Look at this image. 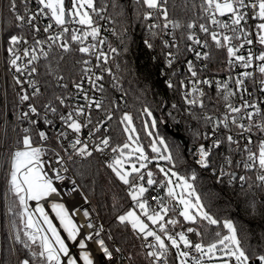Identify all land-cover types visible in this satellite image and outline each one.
<instances>
[{"label": "snow or ice", "instance_id": "obj_1", "mask_svg": "<svg viewBox=\"0 0 264 264\" xmlns=\"http://www.w3.org/2000/svg\"><path fill=\"white\" fill-rule=\"evenodd\" d=\"M35 4L33 8L32 0H8L7 11L18 31L9 32L0 42L18 89L17 103L4 118L14 115L22 132L15 147L9 148L6 141L0 146L9 161L5 179L13 199L8 212L24 224L22 235L18 229L14 232L16 243L27 250L23 258L18 257V264H121L125 253L115 246L110 230L95 223L87 209L70 210L63 202L50 199L61 197L56 182L69 180L73 158L94 153L105 157L104 166L132 202L117 220L130 226L141 241L147 264H264V248L247 246L232 219L217 217L205 205L194 183L196 173L177 170L165 139L153 131L159 122L150 107L140 109V119L154 156L141 143L129 112L119 118L122 142L113 143L111 136L104 135L119 108L109 89L126 95L123 80L132 71L123 59L129 52L128 28H122L123 36L115 28L108 29L123 47L113 46L102 33L100 21L115 23L105 15L108 5L98 6L97 0H35ZM134 4L144 32L143 46L155 53L153 60L161 59L170 70L164 83L180 95L182 105L171 108L211 127L210 132L193 133L205 141L193 153L195 164L210 171L217 183L246 185V192L264 191V0H198L195 17L187 21L170 17L169 0H134ZM111 7L119 5L113 0ZM41 18L47 21L43 27ZM212 45L226 54L230 74L224 80L205 76L207 63H195L210 60L211 52L206 49ZM73 51L79 54L80 69L69 91L59 63L54 65L52 60L53 56L62 60L64 53ZM187 54L193 58L187 59ZM41 61L45 74L54 77L58 92L42 90L37 79ZM236 68L242 71L233 76ZM161 75L166 74L162 71ZM249 83L254 91L249 90ZM53 138L56 147L47 146ZM153 164L155 170L150 167ZM69 182L72 192L81 191L74 179ZM83 199L88 202L86 195ZM45 200L59 228L40 203ZM30 201L36 202L34 209ZM246 203L251 215L264 216V207L258 208L255 199ZM259 204L264 205V196ZM81 212L84 222L78 223L75 216ZM207 226L216 230L209 233ZM90 245L100 253L99 260ZM126 258L133 260L132 255Z\"/></svg>", "mask_w": 264, "mask_h": 264}, {"label": "trees", "instance_id": "obj_2", "mask_svg": "<svg viewBox=\"0 0 264 264\" xmlns=\"http://www.w3.org/2000/svg\"><path fill=\"white\" fill-rule=\"evenodd\" d=\"M115 2L119 7L113 9L111 7L113 0H97L98 6L108 5V11L105 15L110 16L115 21L112 28L121 33V36H123L122 28H128L129 52L123 59L127 61L132 71L127 73L123 80L126 95L122 96L119 91L109 89L112 102L114 98H117L116 104L119 105V108L115 111L114 118L109 123L108 136L112 137L113 143L122 142L123 133L119 118L124 112H129L133 115L141 137V143L148 150L149 155L153 156L149 149L151 138L147 137L143 129V122L140 119V109L145 105L150 107L159 122L157 129L153 131L158 132L159 136L165 139L177 163L178 171L183 174H191L193 171L196 173L197 179L194 183L208 209L219 218L232 219L247 246L257 250L264 248V216L251 215L246 203V201L255 199L258 208L264 207V205L259 204L261 197L264 196V191L253 188L251 191L246 192V185L245 188H241L239 183L233 185L217 183L216 178L210 171L195 164V157L189 146L192 144L198 145V143L205 141L197 140L193 133L205 132L210 130L211 127L206 125L203 120L194 119L187 112H176L171 108L172 104L182 105L180 95L168 89L164 83L170 70L164 67L161 59L153 60L155 53L149 51L142 44L144 32L135 17L134 0H115ZM197 3L198 0H169L170 17L182 21L191 20L198 11L194 7ZM7 4L8 0H3V37L9 32L18 31L12 22L10 13L7 11ZM20 10L23 11L22 8ZM121 12L123 14H120ZM111 41L113 46L123 47L120 39L113 33ZM181 44L183 46L184 41H181ZM210 52L211 57L207 63L208 72L216 74V71L225 66L226 54L223 50L216 49L214 45L210 47ZM191 57V54L186 56L187 59ZM78 58L79 54L74 51L64 53L62 60H57L53 56V64L59 63V72L65 76V82L68 85L72 84L73 79H78L80 69L79 64H77ZM162 71L166 75H161ZM39 72L41 75L38 80L41 81L42 90L47 88L49 93L58 92L59 89L55 86L54 77L45 74L44 61H41ZM44 81H47V83L45 84ZM208 91L210 94L215 95L214 90L208 89ZM259 95L261 94L258 93ZM2 107L3 97L0 88V117ZM217 110L222 111V109ZM196 111L199 112V110ZM169 112H172L173 115L169 116ZM176 135L188 139L187 148L182 146ZM163 164L166 166V162H163ZM71 167L81 188L95 204L102 221L111 231L115 243L124 250L125 257L127 255L133 256L131 264H147L140 246L141 243L132 234L130 226L121 225L117 220L118 215L132 207V202L126 196L123 186L112 177L110 170L103 165L101 158L97 155L83 160L73 159ZM150 167L155 170V164L150 165ZM12 199L8 193V208ZM2 216L3 221L0 229L1 264H15V258L18 262V257L23 258L27 254V250L23 249L14 239L16 229L20 230L21 235L23 234V220L19 216L13 217L10 213L7 218L4 211ZM13 222L15 223V229L13 228ZM215 230V226H207V232L211 233ZM33 250H36L35 246H33Z\"/></svg>", "mask_w": 264, "mask_h": 264}, {"label": "built area", "instance_id": "obj_3", "mask_svg": "<svg viewBox=\"0 0 264 264\" xmlns=\"http://www.w3.org/2000/svg\"><path fill=\"white\" fill-rule=\"evenodd\" d=\"M32 7L33 8L36 7L35 0H32ZM46 22L47 21L44 20L43 18H41L39 20L41 27H43V25ZM100 24L103 26L102 27L103 35L107 37L108 41L112 42L111 41L112 32L108 29H112L113 23H110L107 20H102V21H100ZM0 28L3 29V0H0ZM42 34L43 33H41V35ZM199 35H200L201 39L204 38L202 33H200ZM2 37H3V31H0V42H2ZM209 43L211 45V42H209ZM73 47H75V46H73ZM258 47H259L258 45L254 46V48H257V49H258ZM206 50L210 51V49H206ZM192 58H193V56L190 59H192ZM225 61H226V58L224 59V63H225ZM195 63H197L198 66H202L204 63H208V61L207 62L199 61V62H195ZM240 71H242L240 68H236L235 70H233L231 72V74L234 76ZM229 74H230L229 69L226 67V65L224 67L220 68L218 71H216V74L209 73L208 69L204 73V75L209 77V78L221 79V80H224ZM37 79H38V77H37ZM106 80H107V77H106ZM246 83H248V82H246ZM106 87H107V83H106ZM0 88H1L2 97H3L2 114L0 117V146H2L4 144V142L6 141L8 143L9 148H12V147H15L14 142L19 135H22V132H21L20 128L17 127L18 122L16 121L14 115L10 119H5L4 117H5V114L9 111V109H11L17 103L16 92L18 91V89L14 86V82L12 79V71L9 69V66L5 62V57H4V53H3L2 49H0ZM68 90L69 91L72 90V84L68 85ZM249 90L254 91V89L252 88L250 83H249ZM29 91H30V89H29ZM258 93L255 92V95L258 96ZM117 101H118V99L114 98L113 103H117ZM22 107L26 108V106H22ZM94 115H96V114L94 113ZM109 123H110V121L108 122V125H106V127H108L109 130L107 132H104V135H107V136L109 135V131H110ZM22 126L26 127L27 124L23 123ZM101 131L103 132V129ZM210 131H211V129L208 130V132H210ZM85 132H87V130H85ZM49 135H52L51 130H49ZM97 135H99V134H97ZM33 139H34V142H36L38 140V138L35 137V135H34ZM47 146L56 147L55 139L53 138L50 141H48ZM197 146L198 145H194V144L190 145L189 146L190 151L192 153H194ZM93 155L99 156L102 160V163H103V161L105 159V157L103 155H101L99 153H94ZM44 158L48 159L49 157L45 156ZM73 159L83 160L85 158H81V157L77 156V157H74ZM103 165H104V163H103ZM8 166H9V161L6 159V153L0 152V188L3 186L4 183H6V187L8 188V185H7V182L5 179V176H6L7 171H8ZM69 167L71 169L67 173L69 180L56 182V186L59 189H61V197L52 196V197H50V199L63 202L70 210L73 209L74 207L81 208V210L87 209L90 212V214L92 215L93 221L97 224H103L104 228L106 230H108L107 226L102 221V218H101L95 204L92 202V200L88 197V195L81 188V186H80V184H79V182H78V180H77V178L73 172V169L71 167V162L69 164ZM72 179H74L76 181V185L81 189L80 192H72L71 191L73 186L69 181ZM85 195L88 197V202H85L83 199V196H85ZM40 203L46 208L49 216L55 220V223H56L57 227L59 228L60 227L59 221L55 219V213L50 209L49 202L47 200H45V201H41ZM153 203H155V202L153 201ZM29 204H30V207L32 209H34L36 207L35 202H29ZM6 205L8 208V192H7V190H6ZM75 219L78 223H83L84 217L82 215V212L77 213L75 216ZM83 231H90V230L84 229ZM82 234H83V232H82ZM61 235L66 237V233H64L63 231H61ZM192 238L195 239V237H192ZM140 243H141V241H140ZM69 244H70V247L73 249V251H75L76 246L74 244H71V242H69ZM115 246H118V245L115 243ZM90 247L93 248L94 256L97 258V260H99L100 253L95 250V245H90ZM1 256L2 255H1V245H0V264H1ZM15 264H18L17 258H15ZM121 264H131V262H129L127 260V258L125 257L121 261Z\"/></svg>", "mask_w": 264, "mask_h": 264}, {"label": "rangeland", "instance_id": "obj_4", "mask_svg": "<svg viewBox=\"0 0 264 264\" xmlns=\"http://www.w3.org/2000/svg\"><path fill=\"white\" fill-rule=\"evenodd\" d=\"M150 149V147H149ZM145 150L148 152V150L145 148ZM151 151V150H150ZM149 153V152H148ZM155 154L153 153V156ZM164 161H160V163L162 165ZM6 190H7V187H6V183L3 184V186L0 188V229L2 227V221H3V211L5 212V215L6 217L8 218L9 216V212H8V208H7V205H6ZM30 202H35V201H30ZM36 203V202H35ZM50 207V205H49ZM131 208V207H130ZM51 209V207H50ZM46 210V208H45ZM47 211V210H46ZM39 216V214H37V217ZM51 218V217H50ZM53 219V218H52ZM53 222L55 223V220L53 219Z\"/></svg>", "mask_w": 264, "mask_h": 264}, {"label": "water", "instance_id": "obj_5", "mask_svg": "<svg viewBox=\"0 0 264 264\" xmlns=\"http://www.w3.org/2000/svg\"><path fill=\"white\" fill-rule=\"evenodd\" d=\"M176 137L181 141V144L184 148L188 147V139L181 136V135H176Z\"/></svg>", "mask_w": 264, "mask_h": 264}]
</instances>
